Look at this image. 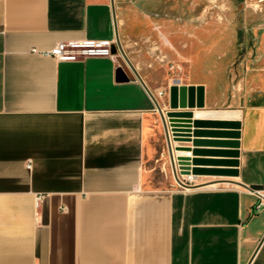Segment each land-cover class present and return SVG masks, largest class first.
<instances>
[{"label": "crops", "instance_id": "crops-1", "mask_svg": "<svg viewBox=\"0 0 264 264\" xmlns=\"http://www.w3.org/2000/svg\"><path fill=\"white\" fill-rule=\"evenodd\" d=\"M158 5L115 0L126 54L167 119L240 114L200 120V139L229 144L200 147L192 163L203 185L251 189L149 185L156 167L174 180L166 130L113 53L111 0H0V264H264V69L221 106L210 82L150 79L138 47L157 29ZM69 41L110 42L114 57L48 54Z\"/></svg>", "mask_w": 264, "mask_h": 264}, {"label": "rangeland", "instance_id": "rangeland-1", "mask_svg": "<svg viewBox=\"0 0 264 264\" xmlns=\"http://www.w3.org/2000/svg\"><path fill=\"white\" fill-rule=\"evenodd\" d=\"M153 13L157 29L138 47L150 79L210 82L209 98L218 106L249 93L264 69V0H159ZM149 185L177 187L161 167Z\"/></svg>", "mask_w": 264, "mask_h": 264}, {"label": "water", "instance_id": "water-1", "mask_svg": "<svg viewBox=\"0 0 264 264\" xmlns=\"http://www.w3.org/2000/svg\"><path fill=\"white\" fill-rule=\"evenodd\" d=\"M111 3H112L113 11H114V22H115V29H116V46L113 47V53L119 52L122 55V57L124 58V60L128 64V66L134 72L137 79L142 83V85L145 87V89L148 91V93L150 94V96L154 100L155 105L159 111V114H160L162 121L164 123V126H165L172 169H173L174 175L176 176L177 170H176L175 156H174V150H173L172 141H171L169 125L171 126L172 132L174 134V140L175 141H177V142H188V143H191L193 145L191 149L183 148L178 153L180 156L182 164H187L186 163L187 159H189L191 156L197 154L199 152L200 147H202V146H217V145L220 146L223 144H229V143H225V141L223 142V141H219V140L213 141V140L200 139V137L198 135L200 133L198 130V127L200 125L201 119H203V118L218 119V120L235 119L236 116H239L240 114L239 113H231V112H223V111H218V112H202L201 111V112H196L194 114L190 113V112L189 113H170V115L168 116V119H167V117L164 114L163 110L161 109L156 97L151 93L147 84L145 83V81L143 80V78L141 77L138 70L133 65V63L131 62L130 58L128 57V55L126 54V52L123 48V45L121 43L120 36H119V31H118V22H117L116 9H115V0H111ZM170 96H171L172 108L177 109L178 108L177 103L179 102V101L177 102V100H178L179 96L177 94L176 87H174L170 91ZM185 107L186 106H185V103L183 101L182 108H185ZM168 120H169V122H168ZM215 184H230V185L232 184V185H237V186H240L243 188L251 189L250 187H247L246 185L239 183V182H235V181H215V182H211V183H208L205 185L196 186V187H192V188L198 189V188H202L204 186H210V185H215Z\"/></svg>", "mask_w": 264, "mask_h": 264}, {"label": "built area", "instance_id": "built-area-1", "mask_svg": "<svg viewBox=\"0 0 264 264\" xmlns=\"http://www.w3.org/2000/svg\"><path fill=\"white\" fill-rule=\"evenodd\" d=\"M60 62H78L84 61L92 57H114L112 54V45L107 41H69L61 42L48 53ZM163 93H160L162 96ZM171 141L174 140V134L170 130ZM174 142V141H173ZM174 156L177 175H174V181L178 189L182 191L193 190L196 186L203 185L199 182L200 176L194 173L196 166L193 165V156L187 159V164H182L179 149L174 145ZM174 174V173H173ZM262 203L259 207L264 205V190L256 191ZM40 201V198H38Z\"/></svg>", "mask_w": 264, "mask_h": 264}, {"label": "bare ground", "instance_id": "bare-ground-1", "mask_svg": "<svg viewBox=\"0 0 264 264\" xmlns=\"http://www.w3.org/2000/svg\"><path fill=\"white\" fill-rule=\"evenodd\" d=\"M172 145H174V142H173V140H172ZM174 150V149H173ZM222 181H230V180H222Z\"/></svg>", "mask_w": 264, "mask_h": 264}]
</instances>
